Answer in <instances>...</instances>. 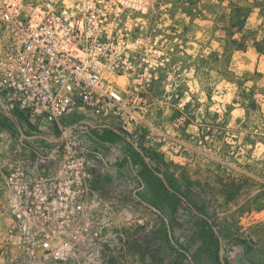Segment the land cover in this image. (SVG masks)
Instances as JSON below:
<instances>
[{
	"label": "clouds",
	"instance_id": "9594fccd",
	"mask_svg": "<svg viewBox=\"0 0 264 264\" xmlns=\"http://www.w3.org/2000/svg\"><path fill=\"white\" fill-rule=\"evenodd\" d=\"M193 2L0 0V80L15 90L16 104L34 114L44 111L53 92L58 108L77 93L85 106L107 98L111 107L105 109H115L134 133H147L149 146L168 159L188 162L180 139L185 130L203 136L204 159L230 177L244 178L223 203L215 200L216 209L227 214L228 201L244 200L245 189L249 195L256 187L264 191V48L250 71H239L231 62L242 42L264 43V0H223L220 7L226 14L232 11L229 5L251 8L261 25L251 35L247 25L233 31L220 23L209 31L214 11L208 20L188 14L208 16L203 9L209 0H199L196 9ZM21 45L27 50L21 52ZM85 80L91 84L81 88ZM24 159L0 147V264H57L53 239L64 237L78 253L92 249L93 241L106 242L103 230L130 218L126 192L88 191V160L73 170L58 155L38 165L42 174L33 175L26 173ZM254 176L260 184L249 179ZM73 186L75 195H64ZM33 196L39 212L29 208ZM63 255L69 264H87L85 256Z\"/></svg>",
	"mask_w": 264,
	"mask_h": 264
},
{
	"label": "rangeland",
	"instance_id": "374dc122",
	"mask_svg": "<svg viewBox=\"0 0 264 264\" xmlns=\"http://www.w3.org/2000/svg\"><path fill=\"white\" fill-rule=\"evenodd\" d=\"M222 4L223 0H219V4L209 0L203 9L208 12V16L188 14L194 19L208 20L214 11L216 18L210 22L209 31L218 30L220 23L233 31L237 28L244 31L247 25V33L251 35L261 26L257 24L258 17L252 16L251 8L229 5L232 11L226 14L220 12ZM190 6L199 8V0H194ZM260 16L264 17V8ZM262 48L264 43L242 42L235 48L231 62L239 71H250L258 62L257 54ZM245 52L247 55H244ZM7 118L0 109V132L7 129L1 125L9 123ZM90 119L82 111H77L68 117V122L73 125ZM9 128L8 147L16 152L22 151L24 160L35 158V151L46 154L56 147L54 143L42 139L24 140L22 143L18 127L13 121L9 123ZM25 131L29 135L53 138L50 133H32L27 128ZM184 136H188V139L184 140ZM129 137H133L135 145L124 138L118 144L114 129L105 128L100 132L93 130V134L85 138L88 142L83 140L96 147L95 140L99 139L108 143L110 148L115 147V151H120L117 163L122 173L111 189L126 192L123 201L131 209L130 218L122 225L111 230L105 228L107 240L99 244L97 253L85 256L87 264H223L222 249L226 264H261L264 259V191L260 187L254 188L251 195L245 189L244 200L238 203L229 200L231 211L222 214L216 209L215 200L219 199L223 203L232 193L233 186L242 183L244 178L230 177L222 166L213 165L204 159L201 148L207 149L208 144L203 136L193 137L186 130L181 134L180 139L187 148L184 153L188 157L187 163L184 159H168L155 151L148 144V134L143 131H137ZM99 163L96 159L93 168L96 179L98 167L102 166ZM130 169L133 171L131 174L128 172ZM161 175L166 180V186ZM249 179L260 184L258 177ZM148 181L161 191L165 186L166 202L163 208L152 206L146 201L145 192L141 189ZM221 191L226 193L224 198L217 195ZM186 200H190L195 207L189 206Z\"/></svg>",
	"mask_w": 264,
	"mask_h": 264
},
{
	"label": "built area",
	"instance_id": "2783aa9c",
	"mask_svg": "<svg viewBox=\"0 0 264 264\" xmlns=\"http://www.w3.org/2000/svg\"><path fill=\"white\" fill-rule=\"evenodd\" d=\"M24 23V21H21V24ZM31 43L32 41H28V45ZM26 50L27 45H21L20 51L24 52ZM36 52L39 53V49H36ZM48 63L49 61L47 59L44 60L45 65ZM90 84L91 82L85 80L81 83L80 87L85 88ZM37 87H41V85H37ZM55 95L56 93L53 92L52 101L44 105L43 112L34 114L31 109H25L23 106L17 105V96L11 84L5 85L4 80H0V109L4 111L5 114L6 112H9L12 119L9 118L13 120L14 123L33 131L32 133H50L53 136L52 143L56 145V147L51 149L49 153L42 154L36 151L35 158L24 160L26 173H31L33 175L38 173L42 174L44 170L38 168V165H43L47 160H55L58 155L63 156V158L68 161L70 169L75 170L79 168L84 159L90 162L92 168V149L85 141H83L79 134H86L93 129L101 131L105 128H113L114 131H121L131 136L134 135L132 129L126 125L125 121L119 115H117L115 109L112 111H107L105 109L104 106L111 107V101L107 98L99 99L97 105L85 106L84 96L81 93H77L70 104L58 108L57 103L55 102ZM1 103H3L5 107ZM77 111H82L91 119L71 125L68 122V117ZM64 135H66V137L62 140V136ZM129 138L133 139V137ZM69 157H71V159H69ZM80 157H83V159ZM97 157L101 159V155H97ZM61 175H63V173H61ZM87 178L90 182L87 186L88 191L93 194L90 181L91 170L87 172ZM19 186L20 185L17 184V187ZM81 187H84V185L82 184ZM34 190L39 192V186ZM68 193L75 195L74 186L70 187L64 195H67ZM35 200L36 198L33 196L29 208H33L35 212H39L41 211V208L35 204ZM23 211L27 213L28 209H23ZM46 216L47 213H45V217ZM104 230L102 233L103 235ZM65 245H67V247H65ZM93 245L94 247L92 249H82L77 253L72 244L64 237H61L58 241L53 239L51 254L56 258L57 264H66L69 262L65 260L63 253L71 252L73 260H76L81 256H87L93 254V252L97 253L99 244L93 241ZM48 254V252H45L46 256Z\"/></svg>",
	"mask_w": 264,
	"mask_h": 264
},
{
	"label": "crops",
	"instance_id": "0c3cea01",
	"mask_svg": "<svg viewBox=\"0 0 264 264\" xmlns=\"http://www.w3.org/2000/svg\"><path fill=\"white\" fill-rule=\"evenodd\" d=\"M8 117V116H7ZM3 121V120H2ZM13 120H11L9 117L7 118V122L12 123ZM4 122V121H3ZM14 122V121H13ZM9 123H1L2 126H6L7 129L4 130L2 129V132H0V137L2 138V146H9L10 143V128H9ZM16 124V123H15ZM18 127V124H16ZM25 130V128H24ZM96 130V129H93ZM93 130L91 132H88L86 134H79V136H81V138L83 140H87L85 139L86 137H89L93 134ZM98 132H100L99 130H96ZM121 137L118 136V144H120L121 142ZM88 142V140H87ZM96 143V147H93L92 144L89 145L90 148L92 149V154L94 155L92 157V168H91V186H92V191H93V195H95V189L97 188H105V189H111V186L114 185L115 182L118 181V179L120 178V175L122 173V170H120L119 165L117 163V159H119V154L120 151L117 150L115 151V147L114 148H110L109 144L96 139L95 140ZM108 149L107 150H104ZM36 152V151H35ZM102 152V153H101ZM116 152V153H115ZM17 153H22V151H18ZM97 155H101V159L97 157ZM96 159L100 161V163L102 164V166L98 167V172H97V179L95 178L93 172V168L96 166ZM116 162V163H115ZM122 162V161H120ZM99 163V165H100ZM121 164H124L123 162ZM119 168V169H118ZM125 172V171H124ZM129 174L133 173V171L130 169ZM163 178V183L166 186V180L164 179V176L162 175ZM98 180V181H97ZM98 182V183H96ZM153 182H147L146 184H144V187L141 189L142 191L145 192V197H146V201L149 202L150 204H152V206H156L158 208H163L165 206V202H166V198H165V186H163V190L161 191L160 189H156L154 187V185H152ZM106 203V201H105Z\"/></svg>",
	"mask_w": 264,
	"mask_h": 264
},
{
	"label": "water",
	"instance_id": "95a60500",
	"mask_svg": "<svg viewBox=\"0 0 264 264\" xmlns=\"http://www.w3.org/2000/svg\"><path fill=\"white\" fill-rule=\"evenodd\" d=\"M1 104L5 107V105L3 103H1ZM6 115L12 119V116H11V114L9 112H6ZM18 130L20 132V136H21L20 140H21L22 143L24 142V140L35 141V140H40V139L46 140L49 143L53 142L52 139H50V138H48L46 136H43V135H29V134H27L26 131L24 130V128L22 126H20V125H18ZM65 137H66V135L62 136V140ZM128 141L130 143H132L133 145H135L134 144L135 142L133 141L132 138H128ZM137 149L140 150V148H138V146H137ZM221 252H222V262H223V264H226V261L224 260V250L222 249Z\"/></svg>",
	"mask_w": 264,
	"mask_h": 264
},
{
	"label": "trees",
	"instance_id": "16d2710c",
	"mask_svg": "<svg viewBox=\"0 0 264 264\" xmlns=\"http://www.w3.org/2000/svg\"><path fill=\"white\" fill-rule=\"evenodd\" d=\"M114 133H115L116 135L120 136L121 138L128 139V134H126V133H124V132H121V131H117V130H115ZM185 202H186L189 206H191V207H193V208L195 207V206L193 205V203H192L190 200H186Z\"/></svg>",
	"mask_w": 264,
	"mask_h": 264
}]
</instances>
